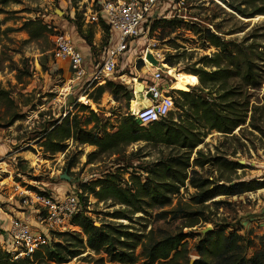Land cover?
<instances>
[{"label":"rangeland","instance_id":"obj_1","mask_svg":"<svg viewBox=\"0 0 264 264\" xmlns=\"http://www.w3.org/2000/svg\"><path fill=\"white\" fill-rule=\"evenodd\" d=\"M184 3L180 16L175 18L183 22L181 27L172 32L156 30L151 37L164 58L159 61L165 69L164 78L173 82L176 102L184 104L182 110L174 107L169 117L177 126L196 133L193 139L200 140V144L189 151L138 141L122 149L88 157L96 148L73 141L66 142L68 147L64 152H45L42 146L44 132L75 104L87 106L83 111L75 106L73 112L77 111L82 122L91 121L88 128L95 123L96 132L115 130L132 110V104L138 101L136 95L144 96L136 94L134 98L132 93L130 100L122 95L114 99L105 92L99 101L93 102L84 94L92 91L91 86L69 74L66 64L53 61V36L62 31L70 35L89 63L99 62L104 51L101 29L82 24L84 33L93 32L89 46L76 32L73 23L74 17L82 16L85 11V0H10L6 4L0 0L1 252L8 253L6 230L11 219L23 220L35 230L38 227L35 219L39 204L34 198L37 192H47L54 199H62L66 193L76 191L81 183L96 180L107 172L120 170L125 181L133 174L144 178V170L159 161L171 156H189L188 172L196 170L209 180L218 178L222 180L220 183L231 184L264 179V15H241L234 9L253 14L264 10V0H184ZM30 20L46 25L43 36L30 38L22 29ZM192 24L200 33L188 30ZM207 32L220 39L221 48L206 41ZM92 46L93 53L90 51ZM140 53L138 46L136 57ZM169 57L174 62L172 67L165 63ZM246 69L251 75L247 78L244 76ZM147 70L139 68V61H135V68L130 65L119 73L123 75L120 84L132 92V88L143 86V82L150 79ZM215 71H222L223 78L218 79L217 75L216 80H211ZM178 75L186 82L188 92L185 93L191 96L187 100L178 91ZM96 85L100 86L99 83ZM160 86L165 87L166 82H160ZM194 99L209 103L220 112L229 110L232 113L229 118L237 114L244 123L231 133L212 130L208 125L201 127L207 123H200L190 108ZM195 158L224 159L237 163L239 168L228 169L231 167L218 161L198 168L193 166ZM62 174L70 180L61 179ZM194 193L195 189L185 183L171 199L170 206L147 209L145 215L136 214L134 228L159 239L181 229L203 234L207 228L212 230L215 225L224 224L230 230L236 229L248 242V257L260 249L264 241V188L235 196H219L214 199L220 202L219 205L207 202L203 209L190 202ZM177 206L189 211L201 210L202 215L192 219L164 215ZM120 207L111 201L98 202L89 196L85 214L99 227L108 221L106 213ZM138 216L142 219H136ZM205 218L207 222H204ZM189 224L195 225L184 227ZM52 232H49V241L56 242L63 240L57 232L80 230L71 225L65 231ZM197 240V237L187 240L191 263L196 259L194 245ZM97 258L86 250L65 264H93ZM29 260L30 264H54L45 258L30 257ZM178 261L184 264L183 259Z\"/></svg>","mask_w":264,"mask_h":264},{"label":"trees","instance_id":"obj_2","mask_svg":"<svg viewBox=\"0 0 264 264\" xmlns=\"http://www.w3.org/2000/svg\"><path fill=\"white\" fill-rule=\"evenodd\" d=\"M8 1L10 0H1V3L6 4ZM234 9L241 15H264V10H259L253 14H244L242 10ZM73 23L77 33L86 37L90 42L93 32L91 30L86 33L82 31L83 16L77 18L75 16ZM182 24L181 20L175 18L155 20L150 27V34L156 30L163 33L165 29L172 32L181 27ZM99 27L103 33L102 43L105 45L108 38V28L104 25ZM22 29L30 38H38L44 35L47 28L38 20H30L24 24ZM188 30L200 33V30H197L193 24L189 26ZM205 36L206 41L210 42L212 46L222 47L220 39L214 34L207 32ZM90 51L94 52V46L91 47ZM170 59L171 57L167 58L165 63L172 67L174 62ZM141 66L142 62L139 61V68ZM221 74L222 71H215L210 79L216 80L215 76L217 75L218 79H222ZM244 76L246 78L251 76L249 69H246ZM91 88V92L84 94L93 102L99 101L105 92H109L114 99L120 97L119 95L127 100L132 98L131 91L123 84L116 82L107 81L100 86L94 83ZM176 92L173 90V94ZM180 94L184 100L191 97L185 92ZM75 106H78L79 111L87 109V106L83 104H75ZM174 107L182 110L184 104H178L175 98ZM73 108L44 132L42 146L45 152L50 154L64 152L68 147L67 141L94 146L96 150L91 152L88 157L122 149L138 141H145L154 145L161 144L168 148L177 146L179 149L189 151L200 144V140L193 139L196 133L177 126L176 122L169 117L171 112L162 121L147 126H140L127 114L115 130L113 128L112 131L96 132L94 129L96 124L94 123L93 127L88 128L91 121L85 122L83 120L82 122L77 111L73 112ZM190 108L194 115L199 118L200 123L201 121L207 123L203 126L201 124V127L208 125L210 129L221 133H231L244 123V119L237 118V114L229 118L228 115L232 114L229 110L220 112L206 102H197L194 99ZM217 161L222 165L226 164L231 167L228 169L236 170L239 168L237 163L228 162L224 159L212 160L211 158L202 160L195 158L193 166L202 168ZM189 168V156L185 158L171 156L155 163L147 171L144 170V178L133 174L129 180L125 181L123 173H120V170H115L114 172H107L96 180L81 183L76 190L80 201V211L73 215L70 221V224L77 227L80 232H57L58 237L63 240L51 241L32 257L45 258L54 264H65L88 250L98 256L97 259L93 260V264H169L172 262L182 264L178 261L179 259H183L184 264H189L187 240L197 237L198 240L194 245L196 259L191 264H264V241L261 242L260 249L248 257V242L237 233L236 229L230 230L229 226L224 224L215 225V228L206 231L204 234L192 231L183 232L181 229L177 233L159 239H153L134 228L135 220L133 219L136 214L145 215L147 209H163L170 206L171 199L179 193L185 183L195 189L190 202L197 207H202V209L207 202L214 206L219 205L220 202L214 200L219 196H235L264 188V179L231 184L220 183L222 182L221 179L209 180L207 176L200 175L196 170L188 172ZM37 193L41 196L50 197L47 192ZM89 196L98 202L111 201L113 205L121 207L112 213H106L105 216L108 221L97 227L94 225L95 221L85 214ZM164 215H172L174 219H192L200 217L202 211H189L177 206L174 211L165 212ZM136 219H142V216H138ZM207 221L205 218L204 222ZM194 225L189 224L184 227L191 228ZM0 264H30V260L28 257L14 260L9 253L0 251Z\"/></svg>","mask_w":264,"mask_h":264},{"label":"built area","instance_id":"obj_3","mask_svg":"<svg viewBox=\"0 0 264 264\" xmlns=\"http://www.w3.org/2000/svg\"><path fill=\"white\" fill-rule=\"evenodd\" d=\"M83 12L85 25H104L108 28V38L98 63H89L76 47L70 35L56 32L53 36L52 59L66 64V68L81 83L102 84L107 81L121 83L123 68L141 61V68L148 69L150 79L143 82L141 95L149 101L148 106L128 114L140 126L160 122L167 118L174 108L173 82L164 78L161 64L153 66L147 59L150 53L158 62L163 58L157 50V43L151 37L150 27L155 20L173 19L180 16L184 0H85ZM100 28V27H99ZM141 53L136 57V50ZM134 57L135 60H134ZM120 69V70H119ZM166 86L161 87L160 82ZM134 95V89L132 92ZM151 97H147V95ZM39 204L35 219L37 228L18 218L11 219L8 225V253L15 259L32 257L50 243L49 232L65 231L70 228L71 218L80 211V201L76 191L66 193L62 199L34 195Z\"/></svg>","mask_w":264,"mask_h":264},{"label":"bare ground","instance_id":"obj_4","mask_svg":"<svg viewBox=\"0 0 264 264\" xmlns=\"http://www.w3.org/2000/svg\"><path fill=\"white\" fill-rule=\"evenodd\" d=\"M151 67H153V66H151ZM148 69L150 70L151 68L149 67ZM177 80L179 82V84L177 85L178 90H186V87H185L186 86V82L184 80V77L181 76V75H178L177 76ZM174 88H175V86H174ZM142 90H143V86H140V85L139 86H135L134 87V98H135L136 94H140L141 95ZM136 98L138 99L139 102L137 101L136 103L132 104L131 112H133V113L138 112V110L142 109L145 106H148V104H149V101H147V98L139 97L138 95H136Z\"/></svg>","mask_w":264,"mask_h":264},{"label":"water","instance_id":"obj_5","mask_svg":"<svg viewBox=\"0 0 264 264\" xmlns=\"http://www.w3.org/2000/svg\"><path fill=\"white\" fill-rule=\"evenodd\" d=\"M81 38L89 45L91 46L92 44L88 41V39L84 36H81ZM146 59L154 66V67H157L158 66V61L156 59H154V57L152 56V54L150 53H147L146 54ZM176 90V89H175ZM178 91H181V92H188V90H178ZM131 96H132V93H131ZM147 97H151L149 94L147 95ZM61 179L65 180V181H69L70 178L66 175V174H62L60 176ZM264 210V209H263ZM210 229L207 228L206 230H203V234L206 232V231H209ZM189 264H191V261L189 262Z\"/></svg>","mask_w":264,"mask_h":264},{"label":"crops","instance_id":"obj_6","mask_svg":"<svg viewBox=\"0 0 264 264\" xmlns=\"http://www.w3.org/2000/svg\"><path fill=\"white\" fill-rule=\"evenodd\" d=\"M76 30V29H75ZM77 32V31H76ZM3 219V218H2ZM5 221V220H4Z\"/></svg>","mask_w":264,"mask_h":264}]
</instances>
